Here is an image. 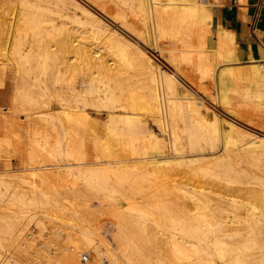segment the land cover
Masks as SVG:
<instances>
[{"label":"bare ground","instance_id":"6f19581e","mask_svg":"<svg viewBox=\"0 0 264 264\" xmlns=\"http://www.w3.org/2000/svg\"><path fill=\"white\" fill-rule=\"evenodd\" d=\"M85 1L99 12L79 0H0V84L10 75L15 91L9 110L0 106V157L19 153L15 121H28L23 171H0V264H138L144 249V264H264V127L247 116L264 114V61L241 62L235 32L212 25L218 0ZM51 5L68 20H53ZM37 7L51 22L29 18ZM134 68L144 82L131 80ZM213 76L217 92L205 93ZM114 179L150 184L146 207L124 206L142 225V251L99 223L76 233L86 195H112ZM27 224H51L70 244L52 253L54 238L43 239L29 256ZM85 251L93 259L79 260Z\"/></svg>","mask_w":264,"mask_h":264},{"label":"rangeland","instance_id":"374dc122","mask_svg":"<svg viewBox=\"0 0 264 264\" xmlns=\"http://www.w3.org/2000/svg\"><path fill=\"white\" fill-rule=\"evenodd\" d=\"M81 3H85L86 5L88 4L89 6H91L92 7V10H94V11H98V9H96V7L94 6V5H91L90 3H88V1H85V0H79ZM83 1V2H82ZM85 1V2H84ZM223 2L225 3V1L223 0ZM223 3H220L219 5H217L216 6V8L218 7V9L216 10V8H215V11H214V18H213V23H212V25L214 26L216 23H218L219 21H220V13L219 12H221L222 11V9L224 8V5H222ZM58 7L59 6H62V4L60 3V2H58V5H57ZM57 6H49V8H51L52 10H53V8L52 7H54V10L52 11V10H48V7L46 6H44V8L45 9H47L48 11H49V13H48V17H50L49 15H50V12L52 11V13H54V11H55V16H54V14H53V16L51 15V18L53 19V20H55V21H57V19H58V21L59 20H61V18L62 19H64L65 17H64V15L63 14H60V9L59 8H61V10H63L61 13H65L66 12V14L67 13H71L72 12V10H71V8H70V10L68 9V8H63V6L62 7H57ZM34 7V6H33ZM32 7V8H33ZM42 7V6H41ZM36 8V7H35ZM38 9H37V11H38V13L37 12H34V13H37V14H33V13H31L30 15H29V18L30 17H33V20L32 21H35L37 18L39 19V21H41L42 20V22L44 21L43 20V18L44 17H46V12H44L45 11V9L43 8V11H41L42 9L40 8V7H37ZM28 9V8H27ZM41 9V10H40ZM73 9V8H72ZM35 11H36V9H34ZM46 10V11H47ZM29 11H31V8H29ZM33 11V10H32ZM56 11H57V13L58 14H60V15H58L57 13H56ZM42 13V15H44L43 17H41V19L39 18V16L38 17H36L39 13ZM99 12V11H98ZM40 13V14H41ZM46 14V15H45ZM225 14H226V10H225ZM62 15V17H58V16H61ZM10 15H7V17H9ZM58 17V18H57ZM49 19V21L46 19V18H44L46 21H48V22H51V20L52 19ZM32 19V18H31ZM38 19L35 21V22H38ZM65 19H67L68 20V18H65ZM64 19V20H65ZM218 20V21H217ZM45 21V22H46ZM133 38H134V40H136L138 43H140V44H142L139 40H137V38H135L134 36H132ZM237 37V36H236ZM238 42H239V40H238ZM167 43V44H166ZM166 43H164V44H161V45H163V46H169V42L167 41ZM142 46H145L144 44H142ZM146 47V46H145ZM238 48V47H237ZM152 53H154V59L158 62V63H160L161 65H163L165 68L166 67H168V69L167 70H169V72L170 73H174V75L175 74H177V72L176 71H174L175 69H172L171 68V66L168 64H166L167 62H164L165 60V57H160L157 53V51L156 52H153L152 50H150ZM157 54V55H156ZM237 56H238V49H237ZM162 58H164V59H162ZM238 58H239V56H238ZM240 60V59H239ZM242 62V61H241ZM136 69H139V68H136ZM128 71H127V73L128 72H130L129 71V69H127ZM171 70V71H170ZM131 71L134 73H132L131 75H130V73L128 74V75H130L129 77L131 78V80L132 79H136V81H138L139 80V78H141L140 76H142L143 74L145 75V73H144V71H142L143 73H138V72H134V71H136L135 70V68L134 69H131ZM140 71V70H139ZM135 73L137 74V75H135ZM124 75H127L126 74V72H124L123 73ZM135 76L134 78H133V76ZM144 75L142 76L143 77V82H144V79H145V77H144ZM132 76V77H131ZM137 76H139V77H137ZM10 75H8V76H6L5 77V80H4V82L2 83V84H0V106H2V107H4L3 109H2V111L4 110H6V111H8L9 110V107L11 106V101H9V100H12L13 99V97L12 98H10L11 96H13V95H15V94H13L12 93V91L14 90V85H13V82H11V80H10ZM214 78L213 79H215V76H213ZM137 78H138V80H137ZM142 80H141V82H142ZM140 81V80H139ZM206 82H207V80H205ZM203 82L202 84H203V90L204 89H208L207 91H205L204 90V92L205 93H216L217 92V82H215L216 81V79L215 80H210L211 82H213V83H211V82H209V80H208V82L210 83V84H208V82L206 83V82ZM138 83V82H137ZM140 83V82H139ZM206 83V84H205ZM216 83V84H215ZM142 85H143V83H141ZM208 84V85H207ZM213 84H215L214 86H213ZM205 85V86H204ZM206 85H207V87L208 88H206ZM210 85V86H209ZM209 87H211V88H209ZM212 87H214V89H216L215 90V92H213V88ZM12 88H13V90H12ZM209 90H211V91H209ZM14 93H15V91H13ZM13 94V95H12ZM211 103V102H210ZM215 103H216V105H215ZM212 104V103H211ZM213 107H215L216 109H218V110H220L219 109V105H218V103L217 102H213ZM6 106V107H5ZM8 106V107H7ZM94 108V109H93ZM92 110L91 111H93L94 110V112H91V114L95 117V119H96V122L98 123V125H102L103 124V120H105L106 118V114L105 113H101V111L102 110H104L103 109V107H100V109H98L97 108V106H93L92 108H91ZM97 110L99 111V112H97ZM249 112H250V114H249ZM248 112V114H247V116H249V117H252V118H254L255 120H254V122H256L255 123V125L253 126V124L252 123H249L250 124V126H252V127H260V128H263L264 127V114L262 115L261 114V116L259 115H254V113H251V111H249ZM23 117H25L23 114L22 115H20L19 117H17V122L15 121V126H16V129H17V132L18 131H20V130H18V129H23V127L22 126H24V127H26V125H27V120H25ZM26 118V117H25ZM105 118V119H104ZM257 118V119H256ZM260 118V119H259ZM25 121H24V120ZM151 118H147V124H148V126L149 127H152V128H154L155 130H157L156 128H157V126H156V124H155V122L151 119ZM22 120L24 121V124L25 125H23V122H22ZM20 121H21V123H20ZM19 123H20V125H19ZM263 124V125H262ZM17 126H19V128L17 127ZM154 126V127H153ZM249 126V125H248ZM263 126V127H262ZM21 129V132L19 133L18 132V136L20 135V137H18V136H15L14 138V140L16 141V140H20V142H22V143H24L23 141H24V137L25 136H27L28 135V133H27V135H25L26 134V132H24V131H26L25 130V128H24V131ZM24 132V133H23ZM23 133V134H22ZM21 135H24V136H21ZM0 136H1V133H0ZM27 138V137H26ZM25 138V139H26ZM21 139H23L22 141H21ZM27 140V139H26ZM26 140H25V142H26ZM22 143H21V145L19 144V148H21L18 152L19 153H17L16 155H11V156H9V158L7 159L6 157H0V171H3V170H7V171H9V172H20V169L22 168V161H24V159L25 158H27L26 156H28V153H27V148H25L23 145H22ZM24 145H25V143H24ZM23 147V149H22V147ZM25 149H26V151H25ZM21 150H23L22 152H21ZM93 149H91V148H88V150H86L85 152H87L86 154H87V157L90 155V153H91V155H90V157L92 156V155H94L95 154V152H94V150L92 151ZM21 152V153H20ZM23 152H25V153H23ZM21 154H22V156H21ZM89 154V155H88ZM6 155V154H5ZM19 155V156H18ZM24 155V156H23ZM22 157H23V159H22ZM5 159V160H4ZM90 159V158H89ZM93 159V158H92ZM91 160V159H90ZM204 162H206V161H204ZM239 164H241V165H244V163L242 162V163H239ZM262 165V164H261ZM3 166V167H2ZM238 166V165H237ZM10 169V170H9ZM184 169H186V170H188L187 168H184ZM257 169V173L259 174V177H261V178H263V180H264V177H263V173H261V170H258V167L256 168ZM260 169H262V172L264 171L263 169H264V165L261 167L260 166ZM23 170L21 169V172H22ZM18 172V173H19ZM20 172V173H21ZM188 172H189V170H188ZM260 174L262 175V176H260ZM258 177V178H259ZM261 178H259V180H261L262 181V179ZM148 180V179H147ZM189 180V179H188ZM191 180V179H190ZM257 181H259L258 179H256ZM149 181L150 180H148V183H149ZM138 182L140 183V184H142V190H140V186L138 185V189L140 190L139 192H138V189L136 188L137 187V185L136 184H138ZM142 182V183H141ZM153 181H150V183H152ZM256 182V181H255ZM122 183V184H121ZM264 181H262V187L263 188H261V190H263L264 189ZM4 184V183H3ZM130 184H131V186H132V188H131V186H130ZM257 184H259L258 182H257ZM257 184H256V187L254 186V188H256V189H259L260 187V184H259V186H258V188H257ZM136 187H135V186ZM150 184H147V181H146V179H144V181L143 180H140V181H137L136 183L134 182V184H132L131 182L129 183V179L128 180H124V181H119L118 179H114V180H108V183L105 185V186H107V187H105V186H103V187H105V188H108L109 190H111L112 191V195H110L111 197H113V199L115 200H113L112 198L110 199L109 197V195H105L104 196V192H105V190H103V188H100V187H98V186H96V187H98V188H95V186H94V188L91 190V192L92 193H88L87 195H86V200H87V202H88V205H87V208L88 209H85V208H83V211H79V212H77L76 213V217H77V222H78V227L76 228V233H77V235H80L81 233H82V229H83V226L85 225V220H87L89 223H99L98 224V226H101L100 227V229L102 230L103 229V226H108L109 228H111V229H113L112 231H114L113 233L117 236V238H121V237H123L124 239H126L127 237H131V239H133V241L135 242L134 243V245L136 244V246H138V248L139 247H141V248H139L140 250L142 249V247L144 248V246L142 245L143 244V242H145V237H144V234H143V230H142V225L139 223V222H135V217H134V215H133V213L131 212V211H129V209H125V204H130V203H132L131 205H135V206H137V207H139V205H140V207H142L141 205L142 204H140V202L141 203H143V206H147V205H145V203H147V204H149V202H148V196H147V192H148V190L150 189ZM253 185V184H252ZM255 185V184H254ZM125 186V187H124ZM144 186V187H143ZM137 189V191H136V189ZM97 189V190H96ZM131 189V190H130ZM135 189V190H134ZM99 190H101V192L99 191ZM133 190V191H132ZM96 192V193H95ZM99 192V193H98ZM135 192H137V193H135ZM141 192V194H139ZM95 194V195H94ZM118 195V196H116L115 197V195ZM97 195V196H96ZM114 195V196H113ZM120 195H121V197H120ZM123 195V196H122ZM140 195H142V196H140ZM101 196H103V197H101ZM108 196V197H107ZM127 197V199L129 200H127L126 201V199H125V197ZM101 198L102 199H104L105 198V200H101ZM141 198V199H140ZM89 199V200H88ZM117 199V200H116ZM123 199V200H122ZM124 199H125V201H124ZM96 201V202H95ZM102 203H101V202ZM97 203L96 205H94L93 203ZM98 203H100L99 205H98ZM117 205V206H115V205ZM114 207V208H113ZM113 208V209H112ZM120 210V209H122L121 210V212L118 210V209ZM143 208V207H142ZM115 210H116V212H115ZM123 210L125 211H127V212H124V213H126L125 215H127L128 214V216H125L124 215V213H123ZM132 213V215H131V213ZM121 213V214H120ZM115 214H118V216H120V215H122V217H123V219H121V216L120 217H118L117 215L115 216ZM131 217H130V216ZM132 216L134 217V219L132 218ZM126 217V218H125ZM125 221V222H127V223H123V222ZM122 222V223H121ZM131 222H132V224H131ZM133 222H135L136 224L135 225H137V227L136 226H134L133 225ZM0 223H1V221H0ZM122 225H121V224ZM110 224H111V226H110ZM123 224H126L127 226H128V228L130 227V229H128V228H126L127 226L126 225H123ZM130 224V225H129ZM28 224L26 225V227L27 228H25L26 229V231H25V229H24V231H23V233H22V237H20V240L21 241H26V246H27V249H29V253H28V255L31 253L32 254V252H30V251H34V249H36V247L38 246H40L41 248H42V245L44 246L45 244H46V247L45 248H47L48 247V245L49 244H47V242L49 243L50 241H51V239L52 238H54L53 239V241H51L50 242V245L49 246H51V244L53 245V248H52V246H51V248L53 249H51L50 248V252H52V253H58V251L61 249V247H66L67 245H68V242H69V244H70V241H68V236L67 235H61V236H55V234L57 233V231H55L56 233H54V228H53V226L51 225V224H46V225H44V226H39V225H37V224H34V225H31V226H29V228H28ZM123 226V227H122ZM132 227V228H131ZM53 229V230H52ZM126 229V230H125ZM127 229L128 230H131V231H128L127 232ZM135 229V230H134ZM123 231V233H122V231ZM137 230V231H136ZM136 232V234L134 233V232ZM24 232H25V234H24ZM30 233L28 236L26 235L27 233ZM138 232V233H137ZM51 233H52V235H51ZM105 233H107V232H105ZM133 233V234H132ZM49 234V235H48ZM54 234V235H53ZM126 234V235H125ZM140 236V239H139V236ZM23 235L25 236V238L23 237ZM49 236V238H46V237H48ZM106 235V236H105ZM104 236H105V238L106 239H111L112 238V235L109 233V235H108V233L107 234H105ZM132 235V236H131ZM135 235H137V236H135ZM26 236H27V238H26ZM65 236V237H64ZM111 238H110V237ZM52 237V238H51ZM61 237V238H60ZM23 240H22V239ZM66 238V239H65ZM26 239H28V240H26ZM46 240V241H44V240ZM47 239H50V241H48ZM142 239V240H141ZM112 240H113V238H112ZM27 241H30V243L29 242H27ZM45 243H44V242ZM66 241H68V242H66ZM140 241V242H139ZM143 241V242H142ZM55 244H54V243ZM41 243V244H40ZM137 243H140V244H137ZM146 243V242H145ZM144 243V244H145ZM28 244V245H27ZM65 245V246H64ZM44 248V247H43ZM55 248V249H54ZM57 248V249H56ZM133 249H135V248H132V251H133ZM142 251V250H141ZM144 252L141 254V252L140 253H138L137 255H136V260L138 259V257L140 256H142L141 258H140V261H139V263L138 264H144V262H145V255H147V258H149L148 257V255H150V257L152 258V254L149 252V250H146V249H144L143 250ZM86 252V251H85ZM31 254L29 255V256H31ZM86 254H88L89 255V253L88 252H86ZM145 254V255H144ZM17 255H19L18 257L20 258V255L22 256L20 259H22V260H24L25 259V257H26V255H22V254H17ZM28 255H27V257H28ZM91 255H89V260H91L90 258H92L93 259V257H90ZM27 257H26V259H27ZM144 257V259H142ZM18 258V259H19ZM78 258H79V260H81V257L78 255ZM150 258V259H151ZM97 259H93V260H91V262L93 263H95V262H97L96 264H102L103 262L102 261H100V260H97ZM123 260V264H126L125 263V259H122ZM137 261V262H138ZM105 263L106 262H108L107 260H105L104 261Z\"/></svg>","mask_w":264,"mask_h":264},{"label":"crops","instance_id":"0c3cea01","mask_svg":"<svg viewBox=\"0 0 264 264\" xmlns=\"http://www.w3.org/2000/svg\"><path fill=\"white\" fill-rule=\"evenodd\" d=\"M224 1L218 0L224 5L220 22L235 32L240 61H264V0Z\"/></svg>","mask_w":264,"mask_h":264},{"label":"built area","instance_id":"2783aa9c","mask_svg":"<svg viewBox=\"0 0 264 264\" xmlns=\"http://www.w3.org/2000/svg\"><path fill=\"white\" fill-rule=\"evenodd\" d=\"M54 233H56L55 231H54ZM48 241H50V240H48ZM53 246V245H52ZM51 248V247H50ZM53 248V247H52ZM51 248V249H52ZM89 258V255L87 254V255H85V254H82L81 255V260H83V261H86V259H88Z\"/></svg>","mask_w":264,"mask_h":264}]
</instances>
